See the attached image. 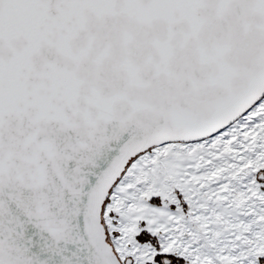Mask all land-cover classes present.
I'll return each instance as SVG.
<instances>
[{
    "label": "snow or ice",
    "instance_id": "snow-or-ice-1",
    "mask_svg": "<svg viewBox=\"0 0 264 264\" xmlns=\"http://www.w3.org/2000/svg\"><path fill=\"white\" fill-rule=\"evenodd\" d=\"M0 264H264V0H0Z\"/></svg>",
    "mask_w": 264,
    "mask_h": 264
}]
</instances>
